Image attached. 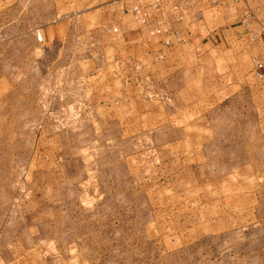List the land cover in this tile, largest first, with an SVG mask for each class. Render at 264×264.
<instances>
[{
	"label": "rangeland",
	"instance_id": "1",
	"mask_svg": "<svg viewBox=\"0 0 264 264\" xmlns=\"http://www.w3.org/2000/svg\"><path fill=\"white\" fill-rule=\"evenodd\" d=\"M62 1L0 0V264H264V86L213 93L264 0H196L224 29L201 59Z\"/></svg>",
	"mask_w": 264,
	"mask_h": 264
},
{
	"label": "crops",
	"instance_id": "2",
	"mask_svg": "<svg viewBox=\"0 0 264 264\" xmlns=\"http://www.w3.org/2000/svg\"><path fill=\"white\" fill-rule=\"evenodd\" d=\"M87 1V0H83ZM77 3V0H74ZM127 0H108V5L114 6L116 12H119V8L122 9L123 13L118 15L113 22L115 24L108 25V27H116V30L112 32L110 28L107 31L112 35L120 33V39L124 43L121 47H126L125 50L133 49L132 51L136 53L147 52L148 50L157 51L161 48L163 51L170 48V45L164 46L162 42H158L163 38V35L152 34V38L147 37V29L154 26L155 20L159 19L163 25L170 27V30H180V35L182 37V42L179 44H184L187 48L200 49L198 53V58H203L209 55L210 49L217 47L219 44L215 42V37H218V33H222L224 30L221 26L212 25V20L206 18L207 9L209 4L207 1H196V0H134L128 3ZM73 3L70 7V2L62 1L60 6L56 5L54 8L55 14L62 12V10H72L74 12L69 14V17L74 15H79L77 10L79 7L83 8L89 6L90 3L81 4L77 6ZM138 5L142 8L148 10L149 15L146 18V22L141 23L136 20L135 15L129 10L131 5ZM218 9L216 8V11ZM180 17V18H179ZM119 18V19H118ZM70 19V18H69ZM118 22V23H117ZM254 26L256 24H253ZM44 27H38L43 29ZM230 37H232L231 54L233 53V63L235 64L234 70L224 71L218 76L217 88L215 89L214 96H218V99H223L232 93L237 86L239 87L240 82H246L240 80V77L245 78V80H251L258 83H263L264 86V31L258 32L254 39H250L249 32L244 31H232ZM157 37V38H155ZM214 37L213 41L211 40ZM197 38V39H196ZM156 39V40H153ZM151 40V41H150ZM219 40V39H218ZM214 44V45H213ZM229 44V45H230ZM120 46V45H119ZM164 47H166L164 49ZM212 47V48H211ZM162 53L161 50H159ZM138 53V54H139ZM160 57V56H159ZM158 57V58H159ZM161 58V57H160ZM157 59V57H156ZM222 61V60H218ZM259 61L262 63L260 67V76L254 75V62ZM245 71V72H244ZM247 78V79H246ZM247 86L250 84L246 82ZM236 86V87H234Z\"/></svg>",
	"mask_w": 264,
	"mask_h": 264
},
{
	"label": "built area",
	"instance_id": "3",
	"mask_svg": "<svg viewBox=\"0 0 264 264\" xmlns=\"http://www.w3.org/2000/svg\"><path fill=\"white\" fill-rule=\"evenodd\" d=\"M129 10L135 15L137 21H140L141 23L146 22V18L149 15V12L147 9L142 8V7L134 4V5H131L129 7ZM262 10H263V19H262L263 24L261 26L260 25H258V26L251 25L250 26L249 21H252L254 19V12L252 10H249V9L244 11L245 15H244L243 19L241 20V22L243 25H245L247 27V30L249 31V34H250V39H253L254 37H256L258 32L264 31V8ZM110 30L115 31L116 27L113 26V27H111ZM148 32L150 34H153V33L162 34L163 38L161 39V42L163 45H167L172 41V39L169 38L168 33H169V35H172V37L174 36L176 38L175 40H177L179 38V34L176 30H170L169 31V29L168 30L165 29V27L161 25V22L159 19L155 20L154 26L152 28H150L148 30ZM36 37H37V39H40L39 34H36ZM261 65H262V63L259 61L254 62V68H255L253 71L254 75H256V76L261 75L260 74Z\"/></svg>",
	"mask_w": 264,
	"mask_h": 264
}]
</instances>
